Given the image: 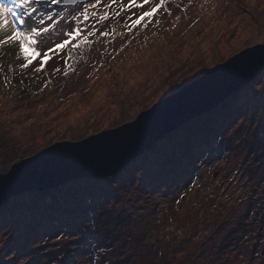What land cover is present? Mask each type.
<instances>
[{
  "label": "rangeland",
  "instance_id": "rangeland-1",
  "mask_svg": "<svg viewBox=\"0 0 264 264\" xmlns=\"http://www.w3.org/2000/svg\"><path fill=\"white\" fill-rule=\"evenodd\" d=\"M167 11L134 37L116 23L115 39L67 77L53 75L63 69L55 56L36 73L38 61L21 71L16 47L0 50V176L53 145L130 124L264 45V0H170ZM262 93L264 68L115 175L10 198L0 264H264Z\"/></svg>",
  "mask_w": 264,
  "mask_h": 264
},
{
  "label": "water",
  "instance_id": "water-1",
  "mask_svg": "<svg viewBox=\"0 0 264 264\" xmlns=\"http://www.w3.org/2000/svg\"><path fill=\"white\" fill-rule=\"evenodd\" d=\"M263 68L264 45L245 49L130 124L82 142L59 143L21 160L8 174L0 176V208L26 191L54 189L84 177L115 175L165 135L249 84Z\"/></svg>",
  "mask_w": 264,
  "mask_h": 264
},
{
  "label": "snow or ice",
  "instance_id": "snow-or-ice-1",
  "mask_svg": "<svg viewBox=\"0 0 264 264\" xmlns=\"http://www.w3.org/2000/svg\"><path fill=\"white\" fill-rule=\"evenodd\" d=\"M170 0H0V50L16 47L22 58L21 71L34 67L40 73L53 56L63 61L53 75L63 70L67 77L76 65L91 56L102 43L117 35L116 23L122 20L121 37L135 36L138 28H147L159 11H167ZM171 15L170 11H167ZM155 23H159L157 19ZM58 34L52 45L46 37ZM63 53V56H61ZM7 79V78H6ZM47 87V82L45 83ZM264 100V93L261 95Z\"/></svg>",
  "mask_w": 264,
  "mask_h": 264
},
{
  "label": "trees",
  "instance_id": "trees-1",
  "mask_svg": "<svg viewBox=\"0 0 264 264\" xmlns=\"http://www.w3.org/2000/svg\"><path fill=\"white\" fill-rule=\"evenodd\" d=\"M31 204V203H30ZM29 208V207H28ZM27 221V220H26ZM25 221V222H26ZM25 222L24 223H20L19 225H22V229L24 228V224H25ZM10 227H12V225L10 226ZM26 229H23L22 231H20V233L19 234H21V233H23L24 231H25Z\"/></svg>",
  "mask_w": 264,
  "mask_h": 264
}]
</instances>
